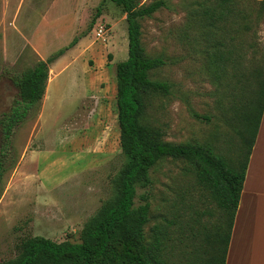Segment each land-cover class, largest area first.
I'll return each mask as SVG.
<instances>
[{
    "label": "rangeland",
    "instance_id": "1",
    "mask_svg": "<svg viewBox=\"0 0 264 264\" xmlns=\"http://www.w3.org/2000/svg\"><path fill=\"white\" fill-rule=\"evenodd\" d=\"M155 1L134 0L137 8ZM163 1L164 7L140 20L141 42L146 56L165 60L149 75L171 84L172 95L145 93L143 122L164 142L211 146L235 162L246 147L239 146L233 108L243 103L255 71L264 65V15L253 20L252 31L241 40L247 47L254 44L257 53L248 50L244 78L238 72L234 77L230 64L223 73L217 63L207 67L212 48L198 22L199 4L207 0ZM97 8L102 12L93 20ZM100 26L103 37L96 35ZM126 58L125 14L109 0H0V116L18 99L12 79L53 59L45 95L12 137L15 163L4 173L0 197V264L15 258L18 245L29 237L80 242L85 223L114 197L124 164L115 69ZM251 132V126L243 129L246 138ZM149 176L146 238L159 231L166 263L179 264L186 257L184 246L176 227H167L162 217L185 219L188 207L203 208L206 193L181 160L166 158Z\"/></svg>",
    "mask_w": 264,
    "mask_h": 264
},
{
    "label": "trees",
    "instance_id": "2",
    "mask_svg": "<svg viewBox=\"0 0 264 264\" xmlns=\"http://www.w3.org/2000/svg\"><path fill=\"white\" fill-rule=\"evenodd\" d=\"M109 1L122 10L127 25V58L115 69L119 146L124 164L114 183V197L85 223L80 242L29 237L18 245L15 258L1 264H167L163 236L157 231L148 241L145 234L150 221V195L146 191L151 185L149 172L166 158L184 161L207 198L203 208L188 207L185 219V215L177 214L169 219L162 217L167 227H176L177 239L184 246L186 257L179 264H225L245 170L264 108V65L255 71L254 87L244 91L243 103L233 108L239 146L246 147L243 158L227 161L211 146L164 142L143 122V96L148 92L172 95L171 84L150 78V72L166 63L161 57L145 55L140 20L164 7L165 2L158 0L137 8L134 0ZM206 4H199L198 22L210 38L212 50L207 51V67L217 63L219 73H223L230 64L231 75L236 77L238 72L237 77L244 78L241 67L245 56L248 50L253 55L257 50L254 44L247 47L241 40L252 31L253 20L264 15V0H207ZM101 12L97 8L93 20ZM75 44L73 40L69 47ZM52 62L53 59L41 60L12 79L18 99L0 116V197L4 173L15 163L12 137L42 100L48 81L47 66ZM216 79L219 81V77ZM194 117L202 118L196 114ZM244 126L252 127L249 138L243 134ZM139 189L145 191L139 195ZM138 196L140 202L136 203Z\"/></svg>",
    "mask_w": 264,
    "mask_h": 264
},
{
    "label": "crops",
    "instance_id": "3",
    "mask_svg": "<svg viewBox=\"0 0 264 264\" xmlns=\"http://www.w3.org/2000/svg\"><path fill=\"white\" fill-rule=\"evenodd\" d=\"M225 264H264V108L245 170Z\"/></svg>",
    "mask_w": 264,
    "mask_h": 264
},
{
    "label": "built area",
    "instance_id": "4",
    "mask_svg": "<svg viewBox=\"0 0 264 264\" xmlns=\"http://www.w3.org/2000/svg\"><path fill=\"white\" fill-rule=\"evenodd\" d=\"M104 33H105L104 27L100 26V27L97 28L96 35L98 37H103Z\"/></svg>",
    "mask_w": 264,
    "mask_h": 264
}]
</instances>
